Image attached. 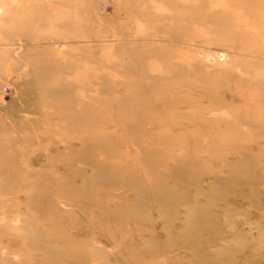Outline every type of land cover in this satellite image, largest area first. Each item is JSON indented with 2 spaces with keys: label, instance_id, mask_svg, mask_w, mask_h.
<instances>
[{
  "label": "rangeland",
  "instance_id": "1",
  "mask_svg": "<svg viewBox=\"0 0 264 264\" xmlns=\"http://www.w3.org/2000/svg\"><path fill=\"white\" fill-rule=\"evenodd\" d=\"M93 263L264 264V0H0V264Z\"/></svg>",
  "mask_w": 264,
  "mask_h": 264
},
{
  "label": "bare ground",
  "instance_id": "2",
  "mask_svg": "<svg viewBox=\"0 0 264 264\" xmlns=\"http://www.w3.org/2000/svg\"><path fill=\"white\" fill-rule=\"evenodd\" d=\"M77 4V3H76ZM116 5V4H115ZM219 113V112H218ZM94 264V263H93Z\"/></svg>",
  "mask_w": 264,
  "mask_h": 264
}]
</instances>
